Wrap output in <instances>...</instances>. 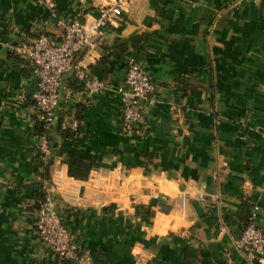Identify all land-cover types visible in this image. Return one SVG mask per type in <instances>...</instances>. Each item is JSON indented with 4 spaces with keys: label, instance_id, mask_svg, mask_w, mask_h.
<instances>
[{
    "label": "crops",
    "instance_id": "0c3cea01",
    "mask_svg": "<svg viewBox=\"0 0 264 264\" xmlns=\"http://www.w3.org/2000/svg\"><path fill=\"white\" fill-rule=\"evenodd\" d=\"M116 1L0 0V264H76L40 240L44 191L97 264H252L235 242L251 204L264 212V0H122L76 57L109 89L91 95L76 70L65 76L61 94L74 96L55 112L41 186L38 79L14 47ZM132 56L156 83L140 135L122 131ZM66 116L78 146L61 135ZM75 150L99 160L86 180L69 175Z\"/></svg>",
    "mask_w": 264,
    "mask_h": 264
},
{
    "label": "built area",
    "instance_id": "2783aa9c",
    "mask_svg": "<svg viewBox=\"0 0 264 264\" xmlns=\"http://www.w3.org/2000/svg\"><path fill=\"white\" fill-rule=\"evenodd\" d=\"M121 1L100 6L92 20L81 21L73 18L61 21L63 31L60 36L40 34L33 40L23 41L14 47V52L24 60L38 79V90L34 93L33 100L39 121L54 122L61 100H72L74 90L67 89L64 95L61 94L64 78L72 70L77 71V78L89 94L101 95L107 92L109 82L94 78L86 66L76 64V57L83 48H94L96 39L104 34L113 20L121 16ZM155 91L154 79L144 65L132 56L126 70L125 84L119 90L124 113L123 134L140 135ZM79 126L77 119L70 120L67 116L61 122L62 129L77 130ZM39 139V150L47 159L52 153L51 143L46 136ZM263 215L262 206L254 203L241 237L235 242L236 250L252 264H264ZM36 229L41 242L61 262L97 264L90 252L83 251L49 194L40 201Z\"/></svg>",
    "mask_w": 264,
    "mask_h": 264
},
{
    "label": "trees",
    "instance_id": "16d2710c",
    "mask_svg": "<svg viewBox=\"0 0 264 264\" xmlns=\"http://www.w3.org/2000/svg\"><path fill=\"white\" fill-rule=\"evenodd\" d=\"M126 48V47H123ZM142 49V48H141ZM124 52V49L122 50ZM54 125L53 122H46V121H39L36 124V135L38 137L46 136L50 142L53 140L54 134ZM79 129L72 130V129H61V135L64 138L71 139L75 146H78V141L76 140V136L78 134ZM50 158H44V155L39 152L36 162L38 164L39 169L41 170V177L43 178V183L41 186L50 185V178H49V171L51 165ZM99 162L98 159L92 158L91 160L85 159L78 150L69 153V156L66 160L68 165L69 175L73 178L86 180L89 178L91 171ZM47 196L46 192H41L38 195L40 201L44 200ZM253 206V204H251ZM251 206V207H252ZM249 213L246 215V224L248 222ZM70 262V261H68ZM67 262V263H68Z\"/></svg>",
    "mask_w": 264,
    "mask_h": 264
},
{
    "label": "water",
    "instance_id": "95a60500",
    "mask_svg": "<svg viewBox=\"0 0 264 264\" xmlns=\"http://www.w3.org/2000/svg\"><path fill=\"white\" fill-rule=\"evenodd\" d=\"M65 79V78H64ZM64 82V81H63ZM63 87V86H62Z\"/></svg>",
    "mask_w": 264,
    "mask_h": 264
}]
</instances>
